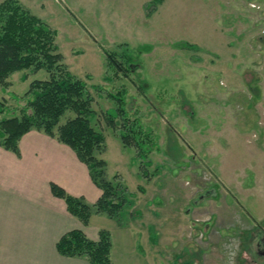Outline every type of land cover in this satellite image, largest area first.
I'll list each match as a JSON object with an SVG mask.
<instances>
[{"label": "rangeland", "instance_id": "374dc122", "mask_svg": "<svg viewBox=\"0 0 264 264\" xmlns=\"http://www.w3.org/2000/svg\"><path fill=\"white\" fill-rule=\"evenodd\" d=\"M89 1L93 10L111 2L123 21L98 13L99 20L75 0L52 1L54 14L41 19L93 97L104 178L135 194L119 220L91 215L102 216L89 229L109 231L112 264H264V255L246 248L264 242V0ZM106 53L131 56L139 69L115 77ZM45 77L42 69L9 75L0 85L7 108L0 117L20 115L30 82ZM119 87L157 146L147 176L136 149L105 123L113 102L103 91Z\"/></svg>", "mask_w": 264, "mask_h": 264}, {"label": "trees", "instance_id": "16d2710c", "mask_svg": "<svg viewBox=\"0 0 264 264\" xmlns=\"http://www.w3.org/2000/svg\"><path fill=\"white\" fill-rule=\"evenodd\" d=\"M56 35L54 28L18 0L0 1V85H7L9 75L17 71L35 73L42 69L46 72L45 78L30 82L23 95L25 103L20 115L0 117V146L18 155L19 139L29 130L35 129L54 137L67 145L87 167L91 181L101 193L95 202L88 203L83 197L73 196L51 183L52 194L62 199L67 211L83 225L88 224L92 214L120 219L128 214L135 194L125 193L120 182L104 178L105 162L99 156L105 147L104 137L90 121L95 116L93 97L86 81L70 72L63 62L55 42ZM185 46L196 48L194 44ZM106 56V69L115 67V77L134 75L139 69V63L131 56L122 61H117L111 53ZM26 77L24 73L22 79ZM92 88L97 95L102 93L99 86L93 85ZM105 92V97L113 102V107L104 111L105 123L115 131L124 146L136 149L138 167L141 174L147 176L151 165L148 156L153 146L157 148L152 141V132L143 128L135 109H128L125 87ZM6 110L0 102V114ZM66 112L73 115L60 123ZM258 227L260 223L250 231ZM255 246L251 241L246 248L254 250ZM55 247L65 257H82L89 264H112L111 239L106 229L98 231L97 239L89 238L81 229L69 230L60 236Z\"/></svg>", "mask_w": 264, "mask_h": 264}, {"label": "crops", "instance_id": "0c3cea01", "mask_svg": "<svg viewBox=\"0 0 264 264\" xmlns=\"http://www.w3.org/2000/svg\"><path fill=\"white\" fill-rule=\"evenodd\" d=\"M18 1L42 19L54 14L52 1L61 4V0ZM75 1L99 20L98 13L105 14L104 18L114 14L113 20L123 21L115 17L119 12L111 2L108 10L101 9L100 4L98 10H93L91 6L97 3ZM145 4V0L137 1L139 6ZM18 145V155L0 146V264H89L82 257L60 255L55 245L62 234L72 229H81L89 238L97 239L96 231L89 229L90 222L93 216L102 215L91 216L83 225L50 189V184L55 183L73 196L95 202L101 191L91 181L87 167L67 145L35 129L25 133ZM96 228L99 230V226Z\"/></svg>", "mask_w": 264, "mask_h": 264}, {"label": "flooded vegetation", "instance_id": "af4514ba", "mask_svg": "<svg viewBox=\"0 0 264 264\" xmlns=\"http://www.w3.org/2000/svg\"><path fill=\"white\" fill-rule=\"evenodd\" d=\"M254 252L264 255V242H258L255 246Z\"/></svg>", "mask_w": 264, "mask_h": 264}]
</instances>
